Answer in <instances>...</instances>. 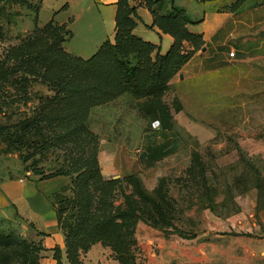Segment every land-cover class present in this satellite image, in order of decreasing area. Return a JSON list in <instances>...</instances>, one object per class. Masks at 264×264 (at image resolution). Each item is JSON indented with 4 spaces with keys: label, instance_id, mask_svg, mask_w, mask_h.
Returning <instances> with one entry per match:
<instances>
[{
    "label": "rangeland",
    "instance_id": "obj_1",
    "mask_svg": "<svg viewBox=\"0 0 264 264\" xmlns=\"http://www.w3.org/2000/svg\"><path fill=\"white\" fill-rule=\"evenodd\" d=\"M40 1L2 6L0 56L32 34L36 24L43 27L51 19L56 2L40 12ZM79 41L76 37L71 46ZM223 66L181 79L182 66L161 90L132 86L91 109L87 125L98 139L102 176L117 180L110 191L106 184L92 187L94 208L105 197L110 214H139L148 221L150 226H140L131 238L108 239L121 250L132 248V255L135 249L138 264L148 260L137 254L150 238L174 241L186 261L201 257L197 250L213 253L214 244L234 264H264V50ZM53 92L37 80L29 101L0 104V181L45 180L65 236L62 226L73 223L75 175L45 177L68 167L67 149L45 146L51 136L46 128H24L39 112L40 97ZM155 119L163 127L154 128ZM41 235L0 195V264H40ZM131 254L121 252L128 260Z\"/></svg>",
    "mask_w": 264,
    "mask_h": 264
},
{
    "label": "trees",
    "instance_id": "obj_2",
    "mask_svg": "<svg viewBox=\"0 0 264 264\" xmlns=\"http://www.w3.org/2000/svg\"><path fill=\"white\" fill-rule=\"evenodd\" d=\"M144 1L154 16V24L174 37V43L165 54L151 41L134 34L138 18L136 6L131 0H118L115 42L106 41L90 58L71 55L65 49L63 44L72 32L53 19L43 27L36 24L32 34L19 44L8 46L0 56V104L6 100L29 101L30 86L37 80L54 91L53 95L40 97L39 112L24 128H46L51 136L45 146L67 149L68 167L45 177L75 175L72 180L73 223L62 226L67 264H84L82 254L98 242L111 247L121 264H138L135 249L132 255V248L121 250L115 244L108 245V239L119 235L131 238L140 226L149 225L139 214L129 217L110 214L105 197L100 199L98 209L94 208L92 187L106 184L110 191L117 180L107 181L102 176L98 139L87 125L91 109L114 100L132 86L150 92L163 89L169 77L204 44L201 35L188 30L187 24L192 21L183 8L176 7L175 0H170L171 4L167 0ZM26 3L27 0H0V13L5 4ZM2 36L0 28V38ZM185 48L188 51H184ZM157 120L161 126V120L154 121ZM164 125H167L165 120ZM174 230L177 229L174 227ZM165 233L175 234V231ZM187 238L193 239L195 235ZM53 250L57 264H66L61 247ZM121 252L131 254L132 263Z\"/></svg>",
    "mask_w": 264,
    "mask_h": 264
},
{
    "label": "crops",
    "instance_id": "obj_3",
    "mask_svg": "<svg viewBox=\"0 0 264 264\" xmlns=\"http://www.w3.org/2000/svg\"><path fill=\"white\" fill-rule=\"evenodd\" d=\"M167 1L171 4L170 0ZM51 2H56V6L51 8L53 16L49 21L53 19L60 25L65 24L72 31V36L65 43L68 52L87 59L106 41L115 42L118 0H43L40 12ZM131 3L136 6L138 16L134 34L157 45L161 54L167 53L174 37L154 24V16L144 0H131ZM174 4L183 8L192 21L187 24L188 30L201 35L204 41L202 48L181 68L178 73L181 79L187 75L200 76L217 71L224 67V62L235 61L249 52H263L264 0H175ZM80 26L82 30L77 34L76 29ZM76 37L80 38L79 46H71ZM187 48L192 49L190 46ZM233 51L235 57H230ZM214 64L217 66L213 67ZM46 187L45 180L32 176L14 177L0 181V195L16 214L33 226L36 234L42 233L39 238L45 249L41 253L40 264H57L53 250L56 246L63 250V261L67 264L65 236ZM168 240L150 238L137 255L148 259L145 264H167L168 260L176 264H198L205 260L212 264H234L227 258L226 251L214 244L213 253L197 250L202 256L194 254L186 261L182 248ZM153 247L158 248L160 256L153 253ZM113 254L111 247L98 242L84 253L82 260L84 264H121Z\"/></svg>",
    "mask_w": 264,
    "mask_h": 264
},
{
    "label": "built area",
    "instance_id": "obj_4",
    "mask_svg": "<svg viewBox=\"0 0 264 264\" xmlns=\"http://www.w3.org/2000/svg\"><path fill=\"white\" fill-rule=\"evenodd\" d=\"M230 57H235L234 51L230 53ZM153 126H154V128L160 126V122L158 120L157 121H154L153 122Z\"/></svg>",
    "mask_w": 264,
    "mask_h": 264
}]
</instances>
